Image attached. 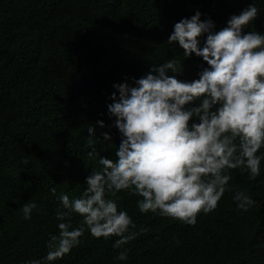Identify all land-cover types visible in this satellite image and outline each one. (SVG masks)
Instances as JSON below:
<instances>
[{
	"label": "trees",
	"instance_id": "1",
	"mask_svg": "<svg viewBox=\"0 0 264 264\" xmlns=\"http://www.w3.org/2000/svg\"><path fill=\"white\" fill-rule=\"evenodd\" d=\"M250 4L258 16L244 32L264 34V0H0V264H47L46 243L62 222L57 197L79 198L100 156L116 159L121 137L107 108L113 85L131 84L173 58L183 65L178 79H198L207 67L202 58H185L177 43L166 42L174 24L199 11L219 31ZM230 175L218 207L200 213L194 226L142 214L138 197L121 191L118 204L136 238L114 249L117 237L97 239L86 230L79 246L52 264H264V160L255 180L241 169ZM237 189L255 201L246 212L233 200ZM31 202L37 208L25 220L22 206ZM80 221L73 214L72 227ZM122 250L124 261L117 259Z\"/></svg>",
	"mask_w": 264,
	"mask_h": 264
},
{
	"label": "clouds",
	"instance_id": "2",
	"mask_svg": "<svg viewBox=\"0 0 264 264\" xmlns=\"http://www.w3.org/2000/svg\"><path fill=\"white\" fill-rule=\"evenodd\" d=\"M191 18L174 24L166 41L177 43L185 58H202L198 79L182 81V62L173 58L152 66L132 83H116L107 105L121 140L116 159L100 156L99 169L86 178L84 192L70 199L60 194L58 235H51L43 258L47 264L62 260L80 244L87 230L94 238L117 237L114 249L139 234L132 218L119 207L117 196L126 191L138 197L137 208L194 226L200 213L213 212L231 180L230 170L246 171L251 180L260 175L264 154V34L244 29L258 16L253 4L232 15L227 26L215 31L211 19ZM204 37L201 47L200 38ZM172 73L173 75H169ZM199 102V103H197ZM104 127L103 121L97 122ZM89 137L95 129L88 128ZM104 141H112L102 133ZM93 145V141H88ZM94 157L95 148L88 153ZM27 163V160L24 161ZM56 195V188L50 189ZM233 200L242 211L255 203L247 190L237 189ZM35 202L22 206L31 219ZM73 214L81 221L71 225ZM146 231V229H142ZM118 260L127 259L120 251ZM29 264H41L40 260Z\"/></svg>",
	"mask_w": 264,
	"mask_h": 264
}]
</instances>
